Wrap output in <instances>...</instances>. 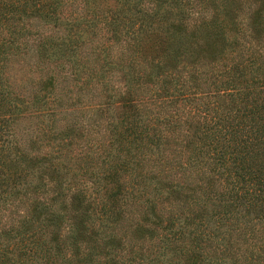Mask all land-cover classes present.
I'll list each match as a JSON object with an SVG mask.
<instances>
[{
	"label": "trees",
	"instance_id": "obj_1",
	"mask_svg": "<svg viewBox=\"0 0 264 264\" xmlns=\"http://www.w3.org/2000/svg\"><path fill=\"white\" fill-rule=\"evenodd\" d=\"M0 264H264V0H0Z\"/></svg>",
	"mask_w": 264,
	"mask_h": 264
},
{
	"label": "rangeland",
	"instance_id": "obj_2",
	"mask_svg": "<svg viewBox=\"0 0 264 264\" xmlns=\"http://www.w3.org/2000/svg\"><path fill=\"white\" fill-rule=\"evenodd\" d=\"M36 56L34 52L29 51L24 53L20 58L14 60L10 64L11 80L18 84L21 81H26L30 76L35 77L37 72L35 69Z\"/></svg>",
	"mask_w": 264,
	"mask_h": 264
}]
</instances>
